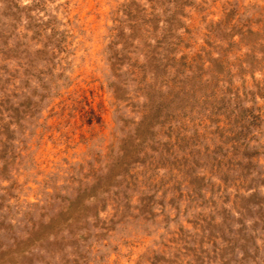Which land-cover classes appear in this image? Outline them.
Masks as SVG:
<instances>
[{
	"label": "rangeland",
	"instance_id": "374dc122",
	"mask_svg": "<svg viewBox=\"0 0 264 264\" xmlns=\"http://www.w3.org/2000/svg\"><path fill=\"white\" fill-rule=\"evenodd\" d=\"M0 264H264V0H0Z\"/></svg>",
	"mask_w": 264,
	"mask_h": 264
}]
</instances>
